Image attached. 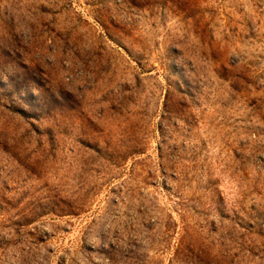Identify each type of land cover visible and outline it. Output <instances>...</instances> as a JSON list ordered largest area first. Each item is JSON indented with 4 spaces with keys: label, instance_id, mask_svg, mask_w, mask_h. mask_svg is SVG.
Wrapping results in <instances>:
<instances>
[{
    "label": "rangeland",
    "instance_id": "1",
    "mask_svg": "<svg viewBox=\"0 0 264 264\" xmlns=\"http://www.w3.org/2000/svg\"><path fill=\"white\" fill-rule=\"evenodd\" d=\"M0 264H264V0H0Z\"/></svg>",
    "mask_w": 264,
    "mask_h": 264
}]
</instances>
